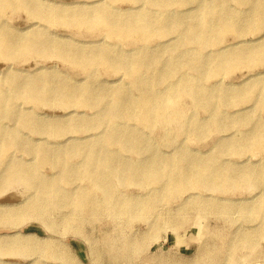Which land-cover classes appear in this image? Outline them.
Masks as SVG:
<instances>
[{
  "label": "rangeland",
  "instance_id": "obj_1",
  "mask_svg": "<svg viewBox=\"0 0 264 264\" xmlns=\"http://www.w3.org/2000/svg\"><path fill=\"white\" fill-rule=\"evenodd\" d=\"M38 6L53 8L62 11L83 10L93 13L100 6H107L114 12L112 16H135L141 13L157 14L162 10L169 13L185 12L186 15L195 16L204 5L212 9L215 0H196L193 2H167L166 6L158 2H134L126 0H34ZM226 13H243L244 19L250 15V4L246 0H225ZM15 34L23 32H36L46 30L45 36L52 41L53 46L66 44L76 50L88 47L100 49L101 47L116 48L114 55L124 59H134L142 48L157 57V62L152 67H144L142 73L148 84L150 77L155 73L166 74L165 78L150 87V91L164 90L168 83H176L180 78H196L199 85L207 90H216L222 87L227 91L244 93L251 86H264V65L256 67L238 66L231 67L229 71L222 70L219 76L199 78L200 74L192 67L179 69L174 54L187 56L195 50V44L183 39L179 33L169 32L165 35L153 34L144 41L139 37L126 33L124 40H117L111 35H106L103 30H88L75 25H65L42 18L28 19L27 10H6L0 15V23ZM39 22V24H37ZM52 23V24H51ZM247 25V24H246ZM26 30L22 31L21 29ZM218 44L210 43L205 52L208 56L219 58L236 48L257 47L264 43V22L259 26L250 25L242 32L227 33L222 36ZM178 44L176 51L170 47ZM52 46V47H53ZM203 51V50H202ZM8 65L11 67L7 72ZM17 70H20L18 72ZM227 71V72H226ZM20 73V74H17ZM11 75H20L29 79H45L53 84L65 83L69 87L80 89L87 84L95 85L98 92L120 88L131 89L135 83L134 75L128 69L113 70L104 66L81 68L69 60L56 56H42L41 54L23 53L20 57L7 60L0 57V88L12 90L10 85ZM259 81V83H257ZM9 83V84H8ZM46 101L43 97L39 103L14 97L13 104L29 114L36 115L38 123L62 122L80 123L77 130L64 135L41 134V140L48 138L49 142H60L55 150L72 148L81 143H96L108 126L117 125L119 128H136L137 121L118 119L116 122H101L96 127L91 124L96 120L101 106H85L82 104L68 107L55 105L52 99L60 96L59 89ZM262 90V89H261ZM260 90V91H261ZM133 95L138 91L132 90ZM159 93V92H157ZM247 103L244 109L234 103L213 99L212 105L220 112L223 119H245L248 114L264 119V108L255 110L253 103ZM77 103V102H76ZM181 106L186 111V117L204 123L209 117V111L204 105L195 106L190 99H182ZM16 116L2 118V122L9 126L19 127ZM76 119L79 121L74 122ZM95 119V120H94ZM2 124V123H0ZM16 124V125H15ZM250 130L249 124L238 122L234 128H228L219 133L207 132L202 137L191 134L189 129L179 127L171 132H166L165 127L156 126L150 129L140 127V138L149 142L152 153L159 157L171 158V168L184 167L190 164L192 156H202L210 161L217 160L221 165L234 167L241 170L246 167L257 169L264 173V148L261 152H230L223 150L219 142L224 136L236 140L241 139ZM24 142L33 146L38 134L28 127H20ZM172 139L171 144L163 141V137ZM67 140V143H63ZM95 147V146H93ZM118 152L119 162L127 161L132 167L137 168L144 164L148 153L140 154L137 151L109 144L104 146ZM24 145L12 146L7 149L6 155L10 158L6 163H0V178L6 173L8 164H22L28 168L35 162L34 154H29ZM51 148V147H49ZM76 165H82L81 156L71 158ZM44 174H54V168L49 165L42 167ZM54 174V175H53ZM176 171L169 178L174 183L178 182ZM76 179V177H75ZM71 183L61 181L60 186L83 187L89 183L81 178ZM137 179V180H136ZM127 183L113 180L112 185L120 196L143 203L140 206L134 203L128 211L118 213L112 207L104 205L105 189L100 185L94 192L93 204L103 205L102 209L90 211L78 225V231L63 223L62 216L54 212L42 215L48 222L56 223L55 231L46 229L36 211H30L28 203L35 198L34 188L23 179H13L4 183L0 181V213L15 211L25 213L26 218L15 228L9 229L6 224L0 223V235L10 234L9 243L0 245V262L5 264H264V208L260 211H249L247 206L257 204L264 198V177L259 184L245 182L238 179L234 186L223 189L217 187H184L177 185L168 190L161 188V183L153 179L136 177ZM67 183V184H65ZM252 183V184H251ZM117 195V196H118ZM130 195V196H129ZM149 203L152 207L149 208ZM233 206L229 211L223 212L220 206ZM218 206V207H217ZM72 206L65 204L60 211L67 213ZM8 223V222H7ZM256 235L253 246H234V257H231L232 247L243 236ZM3 241V240H0ZM131 244L128 247V244ZM238 254H243L241 257Z\"/></svg>",
  "mask_w": 264,
  "mask_h": 264
},
{
  "label": "bare ground",
  "instance_id": "obj_2",
  "mask_svg": "<svg viewBox=\"0 0 264 264\" xmlns=\"http://www.w3.org/2000/svg\"><path fill=\"white\" fill-rule=\"evenodd\" d=\"M118 1V0H110ZM126 1H142V2H158L166 6L167 2H193L196 0H126ZM250 4V15L244 19L243 13L227 14L225 0H215L213 8H207L204 5L197 11L195 16L186 15L185 12L169 13L162 10L157 14L141 13L135 16H112L114 12L107 6L98 7L93 13L83 10L71 11L64 9L62 11L53 8L40 7L34 0H0V15L6 10H27V18L32 20L42 18L58 22L65 25H75L84 27L90 31L101 29L106 35L114 36L117 40H124L126 33L133 37H139L142 40H148L153 34L165 35L169 32L179 33L183 39L189 40V43L195 44V50H192L187 56L174 54L175 61L179 69L184 67H192L199 72V78H210L219 76L222 70L231 67L247 66L256 67L264 65V43L257 47L236 48L229 51L219 58L208 56L205 52L210 43L218 44L223 35L233 32H242L246 27L253 25L259 26L264 22V0H246ZM0 23V57L12 60L20 57L23 53L41 54L42 56H56L63 60H69L72 64L81 68H90L94 66H104L113 70L128 69L135 77V83L131 89L123 87L105 90L103 93L98 92L95 85L87 84L77 89L69 87L65 83L53 84L43 78L29 79L20 75H11L10 85L12 90H2L0 88V163L9 161L6 155L7 149L12 146L24 145L29 154H34L35 162L28 168L22 167V164H8L5 174L0 178L4 183L13 179H23L28 181L34 188L35 198L28 203L30 211H36L40 220L46 223V229L55 231L56 223L48 222L42 215L47 212H54L62 216L64 224L73 227L78 231V225L82 219L90 211L102 209L103 205L93 204L94 192L97 188L102 189L105 198L103 204L112 207L118 213L128 211L134 203L130 198L120 196L116 188L112 185L115 179L121 182H129L135 180L136 177L144 179H153L161 183V188H175L177 185L184 187H217L223 189L225 187L234 186V182L241 179L245 182L259 184L261 178L264 177L262 171H256L252 167H246L236 170L234 167L224 166L217 160L210 161L202 156H192L189 158L190 164L184 167H170L171 158L159 157L157 153L151 152L149 142L140 138L138 128L143 127L150 129L152 127H165L166 132L173 129L183 127L189 129L191 134L202 137L207 132L219 133L226 129L234 128L238 122L249 124L250 130L244 134L239 140L229 138L228 135L219 142L223 150L234 152H261L264 148V119L254 117L248 114L245 119L227 118L223 119L221 112L212 105L213 99H220L223 102L234 103L244 106L255 100L253 107L255 110L264 108V86H251L244 93L238 91H225L222 87L214 90H207L199 85L196 78L183 77L176 83H168L164 90L150 91V87L165 78V73H155L150 77L148 84L147 78L144 77L142 69L144 67H152L157 62V57L147 51V47L142 48L134 59L127 60L120 56L114 55L116 48L101 47L93 49L88 47L82 50H76L66 44H57L53 46L48 36H45L46 30L39 29L36 32H23L19 35L7 29L6 24ZM51 23V24H52ZM39 24V22L37 23ZM247 24V25H246ZM7 27V28H5ZM21 29L22 31L26 30ZM53 46V47H52ZM178 44L170 47V51H176ZM203 50V51H202ZM11 67L8 65L7 72ZM20 72V70H17ZM226 71V72H227ZM20 74V73H17ZM259 83V81L257 82ZM9 84V83H8ZM264 85V84H263ZM59 89L60 96L52 99L55 105L68 107L69 104H82L85 106H101L95 121L91 127H96L101 122H116L118 119H129L137 121L136 128L123 127L117 125L108 126L107 131L101 135L96 143H81V145L55 150L60 142H49L48 138L40 141L41 134L64 135L69 132L76 131L80 123L72 122H47L40 124L35 119L36 115L29 114L27 117L21 113L25 112L16 104L11 103L14 97L27 101L29 103L41 102L38 98L43 97L46 101L51 100L50 96ZM136 89L138 93L133 95L132 90ZM262 89V90H261ZM261 90V91H260ZM159 92V93H157ZM190 99L195 106L204 105L209 111V117L202 123L190 117H186V111L181 106L182 99ZM77 102V103H76ZM16 116V122L19 127L9 126L1 120L4 117ZM79 121L76 119L74 122ZM16 125V124H15ZM20 127H28L38 134V140L33 142L30 147L24 142V137L20 133ZM163 141L167 144L172 143L169 137H163ZM64 140L63 143H67ZM109 144H115L124 148H130L140 154L148 153L144 164L134 168L127 161L119 162L118 152L105 148ZM95 146V147H93ZM51 147V148H49ZM81 156L82 165H76L71 158ZM49 165L54 168V174H44L42 167ZM264 165V163H263ZM176 176L177 183L169 180L171 175ZM264 171V170H263ZM53 174V175H54ZM76 177V179H75ZM83 179L89 183L86 188L71 187L66 188L60 186L61 181L71 183L73 179ZM137 180V179H136ZM65 183V184H67ZM251 183V184H252ZM177 188V187H176ZM118 195V196H117ZM130 196V195H129ZM70 204L72 208L67 212L60 211V207ZM152 205L149 203V208ZM218 207V206H217ZM233 206H220L223 212L229 211ZM264 208V198L252 206H247L250 211L258 212ZM27 215L15 211H7L0 213V223L6 224L9 229L15 228L22 222ZM8 222V223H7ZM10 236V234H2L0 238ZM256 235L244 234L237 240L234 245L230 240L229 246L232 247L231 257H234V246L239 245L248 247L255 244ZM0 245H7L9 239L7 237L0 239ZM131 244H128L130 247ZM243 254H238L241 257ZM0 264H5L1 263Z\"/></svg>",
  "mask_w": 264,
  "mask_h": 264
}]
</instances>
